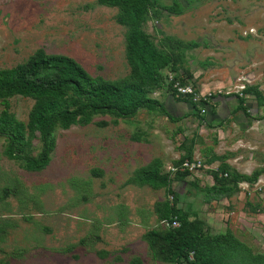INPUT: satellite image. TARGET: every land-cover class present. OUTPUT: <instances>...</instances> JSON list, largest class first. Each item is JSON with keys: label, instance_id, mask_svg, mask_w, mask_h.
Wrapping results in <instances>:
<instances>
[{"label": "rangeland", "instance_id": "1", "mask_svg": "<svg viewBox=\"0 0 264 264\" xmlns=\"http://www.w3.org/2000/svg\"><path fill=\"white\" fill-rule=\"evenodd\" d=\"M157 2L162 9L174 0ZM181 9V15L162 9L145 30L178 59L167 78L193 88L198 101H210L196 109L203 120L165 86L153 97L179 121L141 110L131 121L116 124L115 117L99 115L87 126L57 129L56 148L42 171L10 160L0 139V264H169L155 259L143 236L159 226L157 205L173 195L129 180L155 159L163 162V173L171 172L185 154L183 141L188 146L195 134L203 144L197 143L194 157L206 164L171 183L182 198L179 206L194 203L214 231L230 228L264 254V174L221 202L193 194L215 184L211 172L223 162L246 175L264 169V102L248 103L252 118L232 113L238 104L233 95L245 86L264 94V0H181ZM118 12L98 0H0V69L24 64L43 49L75 59L93 77L123 79L131 69ZM193 41L200 46L188 47ZM8 102L10 112L28 122L34 100ZM5 108L0 101V114ZM41 146L37 138L25 152L37 156Z\"/></svg>", "mask_w": 264, "mask_h": 264}, {"label": "trees", "instance_id": "2", "mask_svg": "<svg viewBox=\"0 0 264 264\" xmlns=\"http://www.w3.org/2000/svg\"><path fill=\"white\" fill-rule=\"evenodd\" d=\"M98 3L118 8L117 21L127 28V59L131 69L127 77L117 81L93 77L75 59L48 54L43 49L38 50L24 64L0 69V101L6 106L0 114V139L6 143L5 155L27 171L38 172L48 167L56 148L57 129L69 130L74 125L87 126L99 115L113 116L117 124L119 119L131 121L141 110H146L168 117L173 122L179 121L173 118L165 104L153 97L165 86L182 96L180 99L184 102L193 105L192 115L203 120L196 109L199 104L208 106L210 101H195L191 94H182L175 88L177 78L168 79L166 71L176 69L177 57L159 48L145 30L150 20L161 18L162 9L181 15V0H174L172 6H164L162 9L157 0H98ZM167 38L173 41V38ZM187 46L196 49L200 43L193 41ZM182 83L184 85V80ZM16 96L34 100L26 123L10 112L8 100ZM233 97L237 98L238 104L232 113L242 111L251 118L254 116L249 112L248 103L255 99L262 106L264 102V94L255 85L245 86L242 94ZM101 125L106 126L107 122ZM141 137L139 132L135 139L140 140ZM37 138L41 141V150L37 156H32L25 149L31 148ZM186 140L181 146L185 154L175 162L171 172L163 173V162L155 159L137 170L129 180L130 184L165 189L173 195V200L157 205L159 226L143 236L153 256L169 264H264V254L255 252L230 228L214 231L207 220L195 211L194 203L186 208L179 206L182 198L180 193L171 190V183L174 179L186 181V177L191 174L184 167L187 161L196 165L199 163L196 170L206 164L203 161L201 165L194 157L195 147L197 143L203 144V139L195 134L188 146ZM211 173L215 184L203 190H197L196 182H187L198 191L193 194L203 195V202L207 203L221 202L224 198L232 197L239 191L241 183L255 184L264 174V169L246 175L228 162H223L218 170ZM174 222L180 225L173 227ZM134 264L142 263L135 261Z\"/></svg>", "mask_w": 264, "mask_h": 264}, {"label": "built area", "instance_id": "3", "mask_svg": "<svg viewBox=\"0 0 264 264\" xmlns=\"http://www.w3.org/2000/svg\"><path fill=\"white\" fill-rule=\"evenodd\" d=\"M175 88H177L179 90V92L182 94H191L194 91V89L190 88L189 86L183 87V86H180L179 84L175 85ZM195 101H198V98H195ZM198 166H200V165H196L195 163H189L188 161L184 164V167L189 169V170H193ZM179 225L180 224L178 222L173 223V227H178Z\"/></svg>", "mask_w": 264, "mask_h": 264}, {"label": "clouds", "instance_id": "4", "mask_svg": "<svg viewBox=\"0 0 264 264\" xmlns=\"http://www.w3.org/2000/svg\"><path fill=\"white\" fill-rule=\"evenodd\" d=\"M196 103H198V102H196ZM200 105V104H199Z\"/></svg>", "mask_w": 264, "mask_h": 264}]
</instances>
